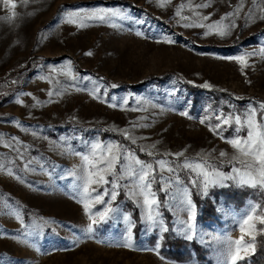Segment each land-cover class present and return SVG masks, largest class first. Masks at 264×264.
<instances>
[{
	"label": "rangeland",
	"instance_id": "obj_1",
	"mask_svg": "<svg viewBox=\"0 0 264 264\" xmlns=\"http://www.w3.org/2000/svg\"><path fill=\"white\" fill-rule=\"evenodd\" d=\"M13 2L15 9L0 2V140L11 145L0 142L5 166L0 169V264H229V240L241 237L238 222L251 204L264 209V189L226 180L205 193L191 183V170L177 168L181 183L169 182L172 174L165 171L152 184L158 205L156 223L150 224L142 197L133 194L129 179H121L110 202L116 211L97 218L88 233L91 221L78 202L84 161L77 153L89 154L90 143L97 141L114 143L154 165L159 159L175 165L204 158L232 174L229 161L236 150L225 138L236 135V125L218 129L219 134L211 128L219 123L217 114L243 118L249 107L257 108V119L264 114L259 108L264 103V20L259 18L264 12L247 18L254 0H243L239 15L229 19L222 18L241 0ZM255 2L264 10V0ZM200 4L209 6L196 7ZM95 8L118 9L127 18L84 20V27L79 19H65L69 12ZM230 20L235 24L230 35L221 37L208 27ZM193 21L204 26L185 27ZM246 53H256L246 57L247 66L229 59ZM206 83L211 87H203ZM246 134L244 129L239 135ZM221 151L227 156L221 158ZM92 187L111 191L110 184ZM188 199L196 210L191 240L181 233L182 222L190 220ZM89 202L92 214L105 207ZM211 202L214 214L206 219L204 204ZM262 228L256 222L254 243L244 233L253 248L237 264H249ZM199 252L205 253L203 260Z\"/></svg>",
	"mask_w": 264,
	"mask_h": 264
},
{
	"label": "snow or ice",
	"instance_id": "obj_2",
	"mask_svg": "<svg viewBox=\"0 0 264 264\" xmlns=\"http://www.w3.org/2000/svg\"><path fill=\"white\" fill-rule=\"evenodd\" d=\"M5 7L10 5V9H15L16 4L13 0H0ZM26 2V0H25ZM160 6H164L163 3ZM208 4L196 5L198 8L208 7ZM185 5H180L176 11V15L180 16L181 11ZM191 7V5H189ZM243 8V0L237 5L235 10L232 13H228L226 17L222 19H229L230 17L238 16L239 12ZM257 10L264 12V10L259 8V5L256 4L255 0L253 3V9L249 11L247 18H255V13ZM12 15H15V12H12ZM196 15H199L198 13ZM114 17H120L125 19L127 17L122 16L120 10L111 9V8H95V9H79L78 11L69 12L66 16V21L69 23H76L77 19L80 20L78 24L79 27H84V20H97L105 21ZM182 19L188 20V17H181ZM260 19L264 20V14H262ZM204 20L210 19V17H203ZM115 26V25H113ZM204 25L202 23L193 21L188 24H185V27H195ZM209 29H217V34L221 37L230 35L231 30L235 27L234 20H230L228 25H223L222 22H215L211 25H208ZM206 35L208 33H205ZM140 35V33H137ZM256 53H246L237 57L229 58L235 59L242 65L247 66L246 57L250 55H255ZM264 54V53H262ZM91 55V53H88ZM52 71H55L53 69ZM70 75V74H67ZM72 79H75L73 76ZM49 82H51V75L48 77ZM113 87H116L113 85ZM203 87H211L209 84H204ZM53 93L49 92L51 96ZM57 94H60L57 92ZM93 98L97 97L96 90H93L91 93ZM22 103V101H17ZM39 103V102H38ZM127 103V100L124 101ZM116 107V105H112ZM261 110H264V103L259 105ZM182 115L187 116V112L181 113ZM217 121L219 123L211 128L213 132L219 134L218 129L229 126L231 127L234 123L236 127L234 132L236 135L231 139H226V142L231 145L233 149L236 150V155L232 156L230 163H232V174H225L219 171L215 166L209 164L206 159L198 158L194 161L185 160L183 164H175L172 161L165 159H159L153 163H148L142 161L138 157L134 156L133 153L127 148L122 147L119 144L109 143L103 145L101 142L97 141L90 143L89 154L77 153L81 156L82 161H84V167L82 169L83 175L77 177L83 181L82 184V193L80 200L78 202L83 204L86 214L89 215L91 223L87 228V232L91 233L93 231V225L97 224L98 219L106 218L109 213L116 211L111 207V201H115L117 197V189L121 187L119 180L129 179L132 182V191L134 195L142 197L141 207L146 209L145 219L150 224H155V216L153 213L154 206L158 205V201L155 198V193L152 192V184L155 182L157 175L161 176L163 179V173L167 171L171 173L172 176L169 177V182L181 183L177 177V168L188 169L195 173V177L191 180L193 185L202 187L203 191L206 193L207 188L212 185L224 186L226 180H235L240 185H247L253 188L264 189V114L257 119V108L249 107L245 110L243 118L241 114H217ZM204 123V120L200 121ZM144 127L146 125H134V127ZM246 129V136L241 137L239 134L242 130ZM123 135L127 138L129 133L127 131L123 132ZM223 138V137H222ZM0 142L5 143V146H11L7 142L0 140ZM136 141L133 139L132 143ZM153 147H155L153 145ZM143 150V149H142ZM152 155V153H148ZM177 157L182 154H175ZM221 158L226 157L227 153L221 151L219 153ZM239 163L240 167H236V164ZM117 165L120 166V172L117 173ZM4 165H0V169L4 168ZM9 175H12V172L9 170ZM75 176L76 173L73 171L70 173ZM111 175L112 180L107 179V176ZM111 185V191L105 189L103 192H99L98 189L93 188V185ZM91 189V192H90ZM92 192H95L96 195L93 197ZM185 196H188V190L184 189ZM108 196L109 200L105 201L104 197ZM90 200H94L97 203L104 204L105 207L102 210H99L95 214L91 213ZM187 211L189 212L190 220L182 222L184 227L181 230V233L185 236L186 239H193L195 235V224L196 219V210L195 205L192 203L191 199L186 201ZM260 210V214L257 215V210ZM17 219H20L19 214L16 215ZM127 219V217H126ZM256 222L260 225H264V209H261L259 204H251L248 210L241 217L238 222L240 232L242 233L241 237L236 240H229L228 256L229 264H237L238 261L245 259V256L242 253L247 252L253 248V244L245 243L244 233L247 232L248 235L252 237V241H255L254 229L256 228ZM21 223L23 221L21 220ZM162 231H167L168 229L161 224ZM264 231V228L261 229ZM130 234L131 226L128 229ZM125 246H130V244H125Z\"/></svg>",
	"mask_w": 264,
	"mask_h": 264
},
{
	"label": "trees",
	"instance_id": "obj_3",
	"mask_svg": "<svg viewBox=\"0 0 264 264\" xmlns=\"http://www.w3.org/2000/svg\"><path fill=\"white\" fill-rule=\"evenodd\" d=\"M189 88H194L191 85L187 84ZM204 207L206 209L203 210V217L210 218L214 214L213 210V203L211 202V205L209 203L204 204ZM206 213L209 214V216H206ZM135 219V224H138L140 222V218L138 215L133 214ZM176 242V241H175ZM178 245H180L181 242H177ZM161 244H164V241H161ZM200 257H198L199 260H203L205 258L204 252L198 253ZM249 264H264V233L263 231L259 233L256 244H255V252L251 255Z\"/></svg>",
	"mask_w": 264,
	"mask_h": 264
}]
</instances>
